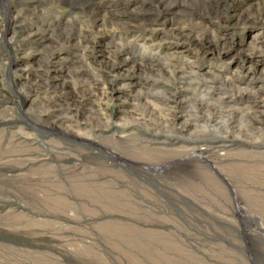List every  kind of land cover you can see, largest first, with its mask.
I'll use <instances>...</instances> for the list:
<instances>
[{
  "label": "rangeland",
  "instance_id": "obj_1",
  "mask_svg": "<svg viewBox=\"0 0 264 264\" xmlns=\"http://www.w3.org/2000/svg\"><path fill=\"white\" fill-rule=\"evenodd\" d=\"M0 264H264V0H0Z\"/></svg>",
  "mask_w": 264,
  "mask_h": 264
},
{
  "label": "bare ground",
  "instance_id": "obj_2",
  "mask_svg": "<svg viewBox=\"0 0 264 264\" xmlns=\"http://www.w3.org/2000/svg\"><path fill=\"white\" fill-rule=\"evenodd\" d=\"M13 13V12H12ZM11 17V16H10ZM23 21L18 17V16H14L11 17V21L10 24H13L14 26H16L17 24L22 23ZM14 28V27H13ZM16 38V37H15Z\"/></svg>",
  "mask_w": 264,
  "mask_h": 264
}]
</instances>
